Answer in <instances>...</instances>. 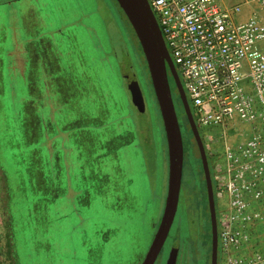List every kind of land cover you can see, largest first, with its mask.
Instances as JSON below:
<instances>
[{"label":"rangeland","instance_id":"374dc122","mask_svg":"<svg viewBox=\"0 0 264 264\" xmlns=\"http://www.w3.org/2000/svg\"><path fill=\"white\" fill-rule=\"evenodd\" d=\"M238 1L248 16L254 4ZM131 27L116 0H0V264L143 262L168 154L144 138L143 93L149 111L158 106L147 72L125 61ZM190 201L174 226L188 224Z\"/></svg>","mask_w":264,"mask_h":264},{"label":"built area","instance_id":"2783aa9c","mask_svg":"<svg viewBox=\"0 0 264 264\" xmlns=\"http://www.w3.org/2000/svg\"><path fill=\"white\" fill-rule=\"evenodd\" d=\"M205 132L221 264H264V0H148Z\"/></svg>","mask_w":264,"mask_h":264},{"label":"water","instance_id":"95a60500","mask_svg":"<svg viewBox=\"0 0 264 264\" xmlns=\"http://www.w3.org/2000/svg\"><path fill=\"white\" fill-rule=\"evenodd\" d=\"M130 22L137 39L141 45L145 61L149 70V75L157 99L160 112L164 122L167 154H168V185L165 199V206L161 216L159 227L155 233L153 241L149 247L145 260L142 264H154L155 259L161 251L168 233L172 227L176 213L183 178L184 165V145L180 127V122L176 107L173 101L171 86L169 82L168 69L173 73L176 82L183 94V100L187 108L190 121L195 127L196 124L187 105L184 89L180 82L174 63L169 55L165 40L162 36L157 20L152 12L148 0H116ZM134 75V74H132ZM129 80L136 87V77L131 76ZM138 85V84H137ZM137 90V87H136ZM143 101V99H142ZM144 108V101L143 107ZM201 149L206 181L210 188V176L206 160V154L202 140L197 130L195 131ZM210 206L212 214V264H217L218 253V233L214 202L210 193ZM178 250L171 251L167 264H176Z\"/></svg>","mask_w":264,"mask_h":264},{"label":"flooded vegetation","instance_id":"af4514ba","mask_svg":"<svg viewBox=\"0 0 264 264\" xmlns=\"http://www.w3.org/2000/svg\"><path fill=\"white\" fill-rule=\"evenodd\" d=\"M168 76L173 101L180 122L184 145L183 178L176 216L181 207L180 205L183 195L186 194L188 199H190L191 201L190 206H187L185 209H183L182 215V219L185 220L188 224L184 226L183 223L179 221V223H176V226H174L176 221L175 217L172 227L164 242V245L157 255L154 264H167L171 251L174 249L178 250L176 264H212V214L209 196L211 193L214 202L216 225L218 228V205L213 169V161L217 157H214L209 150L203 130L196 122L191 101L184 89L182 79L178 73L180 82L184 89L187 105L190 109V112L196 124V130L200 135L205 150L211 182L209 188L206 181V173L204 169L201 149L195 133L196 130L190 121L189 114L183 100V94L181 93L176 79L170 69H168ZM188 217L191 219L190 224L187 220ZM159 224L160 222L155 229V233L159 227ZM147 252L143 258V261L145 260ZM219 262L220 251L218 243L217 264H219Z\"/></svg>","mask_w":264,"mask_h":264},{"label":"trees","instance_id":"16d2710c","mask_svg":"<svg viewBox=\"0 0 264 264\" xmlns=\"http://www.w3.org/2000/svg\"><path fill=\"white\" fill-rule=\"evenodd\" d=\"M131 26V24H130ZM132 29V32H133V35L135 37V41L132 39V37L130 35H128L125 39V36H124V44L126 46V49H127V52L128 54L125 55V61H127V59H129V61H131L132 65L134 67H138L143 75V77L146 78V72H147V76L149 78V81L151 80L150 79V75H149V70H148V67H147V63L145 61V58H144V54H143V51H142V48H141V45L137 39V36L133 30V28L131 27ZM117 61V60H116ZM118 61H119V58H118ZM117 61V62H118ZM119 64V67L124 70L125 69V65H123L120 61L118 62ZM127 81V84H128V88L131 92V95L133 97V101L134 100V96H133V88L131 86V81L129 79L126 80ZM137 84H139L138 80L136 81ZM152 84V83H151ZM141 87V85H139ZM142 89V87H141ZM153 95H154V98H155V102H156V105L158 106L157 108H154V105L152 108V110H148L147 109V103H146V99H145V96H144V93H143V100H144V108H145V116L147 118V128H148V136L145 137L144 135V138L146 140V143L148 144V146H152L153 148H155V150L158 152V154H162V155H165L166 152H167V142H166V134H165V128H164V122H163V118H162V115H161V112H160V108H159V105H158V102H157V99L155 97V94H154V90H153ZM136 103V101H135ZM137 105V108L140 112H142V110L139 108L138 104L136 103ZM157 109V110H156ZM144 110V109H143ZM128 116V115H127ZM129 117H131V121L133 120L132 118H134V115L133 114H130ZM130 123V124H129ZM128 125H124L125 127L124 128H121L120 131H123L125 135H131V130H133L134 128L131 127V124L132 122H129ZM103 126H106V124H103L101 126V128ZM128 126V127H127ZM137 129V128H136ZM140 130V129H139ZM141 132V130H140ZM125 137V136H124ZM130 141V140H129ZM109 141L106 142V146L105 147V151L107 149V151H109ZM106 155V154H105ZM79 172H80V177H83L84 175L83 172H84V167L81 165V167H79ZM83 179H85L83 177ZM89 186L85 184H83L82 187H80L78 189V193L80 194V196L84 197V196H87L89 195ZM12 228V226H11ZM11 232H12V229L10 231V238H11Z\"/></svg>","mask_w":264,"mask_h":264}]
</instances>
